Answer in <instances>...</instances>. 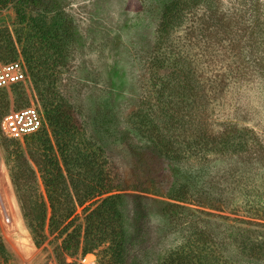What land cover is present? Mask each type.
Segmentation results:
<instances>
[{"label":"rangeland","instance_id":"374dc122","mask_svg":"<svg viewBox=\"0 0 264 264\" xmlns=\"http://www.w3.org/2000/svg\"><path fill=\"white\" fill-rule=\"evenodd\" d=\"M215 1V8L203 4L193 10L168 42L184 59L197 65L198 80L205 90L197 113L202 112L210 130L219 133L232 126L250 129L257 146L243 158H209L203 163L190 159L180 169L197 177L198 190L191 208L247 221L245 194L264 197V67H260L264 66V0ZM40 2V15L32 12L34 7L24 6L27 14L22 24L16 14L19 2L9 0L3 5L0 1V47L5 51L13 45L19 53L13 60L1 54L0 65L23 61V47L31 50L36 46L39 53L43 52L37 62L51 69L47 76L54 84V93L75 107L88 135L117 157L127 143L133 145L126 131L134 127L137 112L154 103L157 88L152 76L167 0ZM34 19L45 20L46 29L56 35L49 47L34 41L35 32L44 28L33 25ZM169 72L165 66L159 76ZM0 97L7 106L3 116L27 107H35L42 114L30 77L27 85L0 91ZM9 139L1 125L0 237L10 254L9 264H78L81 251L75 259L61 256L56 234L47 232L45 243L36 246L11 182V150L6 149L12 142L16 146L23 143L24 138ZM151 193L145 194L153 199L148 208L149 232L134 240L131 264H157L184 237L181 226H167L158 215L162 206L155 201L165 198L153 190ZM232 211L240 213L234 215ZM78 213L82 215V210ZM6 216L10 224L4 222ZM206 221H210L207 227L216 229L215 219L208 217Z\"/></svg>","mask_w":264,"mask_h":264},{"label":"trees","instance_id":"16d2710c","mask_svg":"<svg viewBox=\"0 0 264 264\" xmlns=\"http://www.w3.org/2000/svg\"><path fill=\"white\" fill-rule=\"evenodd\" d=\"M0 1L6 5L9 0ZM16 1L20 23L26 21L24 6L34 7L32 12L40 15L41 0ZM203 4L216 7L215 0L165 2L152 76L157 88L154 103L137 112L134 127L126 131L133 145L127 143L117 157L88 135L75 107L54 93V84L47 76L51 69L37 62L43 52L36 46L31 50L23 47L20 55L39 94L45 127L6 149L11 150V182L37 247L45 243L49 232L61 241V256L75 259L81 251V259L93 256L97 264H131L134 240L149 232L148 208L153 199L145 194L153 190L165 198L155 201L162 206L159 217L167 226H181L184 235L157 264H264V197L245 194L247 221L208 215L189 206L195 203L197 177L193 171L180 169L190 159L203 163L209 158H243L257 146L250 129L232 126L219 133L210 130L202 112L197 113L205 92L197 65L168 42ZM32 24L44 25L35 32L34 41L49 47L56 40L46 29L45 20L36 19ZM3 53L8 60L19 56L13 45L5 51L0 47V55ZM165 66L170 72L159 76ZM6 107L0 97V129ZM208 217L217 221L216 229L207 227ZM241 221L244 224L240 226ZM9 262L10 254L0 237V264Z\"/></svg>","mask_w":264,"mask_h":264},{"label":"built area","instance_id":"2783aa9c","mask_svg":"<svg viewBox=\"0 0 264 264\" xmlns=\"http://www.w3.org/2000/svg\"><path fill=\"white\" fill-rule=\"evenodd\" d=\"M29 80L26 66L22 61L0 65V91L16 85H27ZM44 125V117L35 107L14 110L4 118L3 130L10 137L23 139L39 132ZM4 222L10 224V218L4 217ZM78 264H97L93 256L80 259ZM73 264V263H72Z\"/></svg>","mask_w":264,"mask_h":264}]
</instances>
